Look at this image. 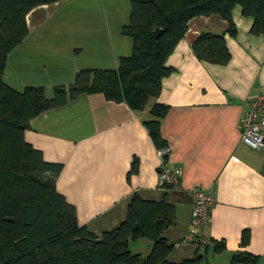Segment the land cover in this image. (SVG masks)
Here are the masks:
<instances>
[{
  "label": "crops",
  "instance_id": "crops-1",
  "mask_svg": "<svg viewBox=\"0 0 264 264\" xmlns=\"http://www.w3.org/2000/svg\"><path fill=\"white\" fill-rule=\"evenodd\" d=\"M129 15V0H53L34 6L26 14L28 33L6 57L3 80L16 89L40 85L50 97L80 69L116 68L119 57L132 52V38L121 32ZM231 16L235 34L218 14L188 21L165 60L172 70L144 109L136 111L99 92L82 93L30 118L24 138L46 160L63 164L56 188L75 206L80 225L97 235L115 227L125 217L130 196L138 193L174 205L175 221L164 232L174 242L190 230L191 191L199 186L215 196L204 231L213 244L201 264H243L231 261L241 252L258 255L255 264H264V148L244 143L239 128L249 99L264 91V34L250 31L253 18L238 4ZM201 32L224 33L228 62L195 55L191 43ZM155 104L167 107L160 119L169 147L163 155L144 124ZM134 158L137 171L128 174ZM162 162L181 169L178 187L158 186ZM244 229L250 238L241 245ZM220 240L225 247L216 252L214 243ZM129 247L145 255L151 240H132ZM173 248L172 261L201 250L196 243Z\"/></svg>",
  "mask_w": 264,
  "mask_h": 264
},
{
  "label": "trees",
  "instance_id": "trees-1",
  "mask_svg": "<svg viewBox=\"0 0 264 264\" xmlns=\"http://www.w3.org/2000/svg\"><path fill=\"white\" fill-rule=\"evenodd\" d=\"M53 0H0V264H201L207 246L178 261L169 254L174 242L165 230L175 221L174 205L165 198L145 199L133 193L125 217L99 235L77 221L75 206L56 188L61 162L46 160L42 151L25 140L24 131L33 116L62 105L82 93H102L112 101H124L139 111L158 95L161 79L172 68L165 60L184 35L188 21L198 15L218 14L235 34L231 11L241 7L251 16L253 34H264V0H129L130 15L121 32L132 38V52L118 59L114 69L83 68L68 85L54 87L47 97L40 85L16 89L2 73L8 53L26 36V14L36 5ZM159 28L158 33L155 29ZM202 60L224 64L230 59L224 33L201 32L191 43ZM165 105H153L144 124L157 147L165 146L160 119ZM138 160L131 162L137 171ZM151 240L149 252H133L129 242ZM250 234L241 233L246 245ZM211 239V238H210ZM212 240V239H211ZM224 240L214 243L223 251ZM258 255L235 253L232 262L255 264Z\"/></svg>",
  "mask_w": 264,
  "mask_h": 264
},
{
  "label": "built area",
  "instance_id": "built-area-1",
  "mask_svg": "<svg viewBox=\"0 0 264 264\" xmlns=\"http://www.w3.org/2000/svg\"><path fill=\"white\" fill-rule=\"evenodd\" d=\"M240 139L252 148H264V91L253 95L248 101L239 119ZM169 147L158 149L160 155L168 152ZM181 169L160 163L157 173V184L160 187H178ZM193 202L190 213V230L184 236L175 240L174 245L196 243L200 247H208L213 241L205 234V228L210 220V212L215 204V196L199 186L192 188Z\"/></svg>",
  "mask_w": 264,
  "mask_h": 264
},
{
  "label": "water",
  "instance_id": "water-1",
  "mask_svg": "<svg viewBox=\"0 0 264 264\" xmlns=\"http://www.w3.org/2000/svg\"><path fill=\"white\" fill-rule=\"evenodd\" d=\"M155 31H156V33H158V31H159V28H156V29H155Z\"/></svg>",
  "mask_w": 264,
  "mask_h": 264
},
{
  "label": "rangeland",
  "instance_id": "rangeland-1",
  "mask_svg": "<svg viewBox=\"0 0 264 264\" xmlns=\"http://www.w3.org/2000/svg\"><path fill=\"white\" fill-rule=\"evenodd\" d=\"M142 254H144V253H142Z\"/></svg>",
  "mask_w": 264,
  "mask_h": 264
}]
</instances>
